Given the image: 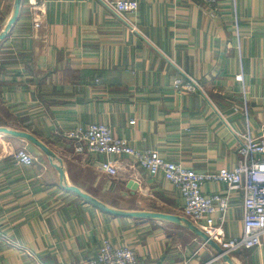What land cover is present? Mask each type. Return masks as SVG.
<instances>
[{"label":"crops","instance_id":"0c3cea01","mask_svg":"<svg viewBox=\"0 0 264 264\" xmlns=\"http://www.w3.org/2000/svg\"><path fill=\"white\" fill-rule=\"evenodd\" d=\"M137 1L126 21L101 0H47L40 27L24 5L0 43V127L34 134L63 160L68 183L108 205L183 216L179 191L162 175L122 156L119 175L110 177L94 166L95 155H76L58 136L77 125L104 123L136 148L156 150L199 172L231 170L239 163L245 122L235 110L241 66L231 1ZM14 5L15 0H0V33ZM238 11L259 132L264 0H238ZM187 76L203 90L176 91L174 81ZM22 147L38 161L19 163L14 153ZM130 180L139 184L135 193ZM203 191L229 194L223 226L228 238L241 236L244 192L222 182L206 184ZM214 216L220 223L221 214ZM105 239L132 247L140 264H227L183 225L101 212L62 187L60 172L41 149L0 133V264H85ZM230 256L236 264H264V236L259 247Z\"/></svg>","mask_w":264,"mask_h":264},{"label":"built area","instance_id":"2783aa9c","mask_svg":"<svg viewBox=\"0 0 264 264\" xmlns=\"http://www.w3.org/2000/svg\"><path fill=\"white\" fill-rule=\"evenodd\" d=\"M47 0H24V5L31 11L35 27L44 21ZM114 9L116 14L127 20V14L139 7L137 0H101ZM215 4L218 0H198ZM233 11V31L238 44L240 71L235 80L241 86L240 104L235 110L242 115L245 132L240 137L238 147L239 163L228 170L199 172L183 164L171 161L158 151L140 150L126 138L117 136L108 124L91 123L77 125L60 131L58 136L71 144L76 155L91 157L97 169L110 177L120 173L119 160L122 156L131 157L137 165L149 171L153 176L162 175L180 193L183 199L182 215L202 229L224 251L231 255L244 249H252L262 244L264 236V124L256 132L251 110L252 95L244 67L242 50V24L238 11V0H230ZM24 8V6H23ZM176 91H201V85L187 76V80L177 78L174 81ZM135 120H132L134 123ZM99 155L107 157L103 160ZM115 156V159H110ZM16 160L23 165H33L38 157L28 148H19L15 153ZM225 183L230 190L244 192L243 232L241 236L228 238L223 226L225 213L229 208V194H205L203 187L209 183ZM220 213V223L215 214ZM85 264H140L136 251L130 246H115L108 239L103 240L98 253Z\"/></svg>","mask_w":264,"mask_h":264},{"label":"water","instance_id":"95a60500","mask_svg":"<svg viewBox=\"0 0 264 264\" xmlns=\"http://www.w3.org/2000/svg\"><path fill=\"white\" fill-rule=\"evenodd\" d=\"M23 6H24V0H15L13 14L8 24L6 25L5 29L2 31V33H0V43L7 37L9 31L18 21L19 17L22 14ZM0 133H4L12 137L24 139L29 143L37 146L39 149H41L49 157L50 161L56 167V169L60 172L62 187L66 191L74 193L75 195L83 199L86 203L99 209L101 212L118 218L165 221V222L183 225L184 227L194 232L197 236H199L204 241L205 244L213 247L217 252V257L222 258L227 264H236L230 255L224 253L221 247L214 240H212L210 236H208L202 229H200L198 226L192 223L188 218L178 214H171V213H165L159 211H149V210H125L108 205L105 202L95 198L91 194L83 191L81 188L68 183V181L66 180L65 170L63 168V160L55 153V151H53L50 147H48L34 134L27 131L10 129L7 127H0ZM127 186L129 189L132 190L133 193H135L139 187V184L135 180H130Z\"/></svg>","mask_w":264,"mask_h":264},{"label":"rangeland","instance_id":"374dc122","mask_svg":"<svg viewBox=\"0 0 264 264\" xmlns=\"http://www.w3.org/2000/svg\"><path fill=\"white\" fill-rule=\"evenodd\" d=\"M132 203H129V202H122V206H125V207H129L131 206Z\"/></svg>","mask_w":264,"mask_h":264}]
</instances>
